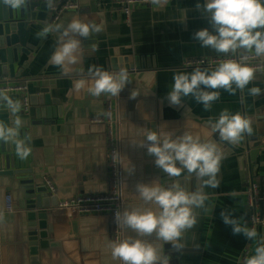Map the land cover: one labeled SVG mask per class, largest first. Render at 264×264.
I'll list each match as a JSON object with an SVG mask.
<instances>
[{
  "label": "crops",
  "instance_id": "crops-1",
  "mask_svg": "<svg viewBox=\"0 0 264 264\" xmlns=\"http://www.w3.org/2000/svg\"><path fill=\"white\" fill-rule=\"evenodd\" d=\"M203 2L204 0H161L159 5L136 6L131 10L129 26L126 25L122 8L115 0H77L78 10H70L61 17L65 20L62 23L64 25L73 19H81L95 22L102 27L100 33L91 35L89 39L82 38L81 53L87 54L89 58L95 54H102L101 58L117 54L119 57L130 56L131 63L132 52L135 55L136 50L144 57L145 62L147 60L149 65H155L154 68L129 71V83L120 92L117 100V113L122 126L119 139L124 209L149 207L159 210L158 206L143 204L135 191L137 183L155 181L171 186L174 182H180L192 191L200 183L194 174L189 175L186 171L180 177H169L156 167L155 158L147 154L146 148L138 146L148 131L173 138L184 132L196 133L205 141L215 142L218 150H221L223 147L217 142L219 133L211 132L208 123L210 118L214 121L224 109L251 118L252 132L245 133L240 140L239 144L243 143L245 149L238 156L246 162L249 187H244L246 182L239 178L241 164L235 163L232 166L229 162L228 166L231 168H228L222 160L217 177L220 181L219 187L204 188L209 199L204 208L195 210L198 214L197 225L183 233L180 241L183 249L178 251L170 243L156 242L163 254L170 257V264H246V259L254 255L260 239L264 238V227L258 229L255 240L250 241L243 235L234 236L231 227L223 223L220 213L228 210L248 226L245 192L254 184L255 179H259L260 184L264 181V130L261 143L253 148V145L259 143L258 122L264 117L263 77L255 74V79L244 91L237 89L235 95L219 89L220 98L209 111H205L203 105L197 103L191 95L183 98L182 106H172L167 100V94L174 82L173 75L194 69L184 67L187 61L224 56L210 48L201 47L193 38L198 30L208 28L211 31L209 19L196 9L197 3ZM45 26L44 23H39L38 26L31 27L27 42L29 55L19 57L12 79L26 83L27 96L38 94L42 86H47L51 94L56 88H60L54 97L60 99L63 110L62 115L49 121L35 120L33 115L24 114L21 117L22 129L29 131L26 143L34 146L32 152L35 153L39 167L52 170L54 175L68 166L75 167L76 170L79 160L81 172L76 171V175L85 181L83 184L79 181L77 183L83 185L84 194H104L108 191L105 172L107 149L101 120L107 94L95 97L89 95L86 89L79 93L74 90V81L80 79L77 77L87 75L83 72L77 75L73 72L65 74L50 62L60 33H49L47 37L38 36ZM260 58L264 60V56ZM251 87H259L262 94L258 97L250 95L248 89ZM146 100L156 102L158 110L154 114L147 110V115L142 116L147 120L142 118L137 121L134 105L137 101ZM191 112L194 114L192 117ZM14 117L16 114L10 113V120ZM145 124L147 128L143 126ZM21 164L24 167L25 161L22 160ZM129 168L134 169V172L129 173ZM43 179L49 180L56 194H59V187L50 175H43ZM21 183L16 181V185ZM3 191L0 189V206ZM73 191L68 190L67 193ZM5 195L12 196L13 192L7 189ZM25 205L23 203L21 206L23 209L13 208V212L3 215L0 221L4 236L8 238L0 264H31L28 242L14 240L16 236L27 238L29 234L27 215L30 212L25 210ZM46 205L49 209L45 210L44 215L39 214L40 220L34 222V225L42 224L46 228L41 231L38 228L37 231L41 234L48 231L54 241L72 246L66 255L60 256L58 261L55 260L56 263L50 262L51 264H75V260L76 264H118V259L111 255L106 216L72 218L78 222L74 230L65 222L70 217L54 208L49 199ZM122 234L124 239L134 235L126 229H122ZM148 239L155 241L156 238L153 234Z\"/></svg>",
  "mask_w": 264,
  "mask_h": 264
},
{
  "label": "clouds",
  "instance_id": "clouds-1",
  "mask_svg": "<svg viewBox=\"0 0 264 264\" xmlns=\"http://www.w3.org/2000/svg\"><path fill=\"white\" fill-rule=\"evenodd\" d=\"M6 6L19 10L28 0H0ZM49 7L53 0H46ZM159 5L161 0H151ZM196 9L209 19L208 28L198 30L193 38L201 47L210 48L229 58L222 60L214 69L195 67L191 72H178L173 75V84L167 94L172 106H182L184 97L191 95L195 101L209 111L215 101L219 100V89L231 95L236 90L241 92L255 79V74L262 69L253 66L255 58L264 56V0H204L197 3ZM102 27L95 22L73 19L67 25H46L38 36L47 37L49 33L59 32L57 47L50 57V62L67 74L80 62L82 38L89 39L98 34ZM235 58H232V57ZM129 72L125 68L106 71L93 66L87 76L74 81L73 88L79 93L86 89L88 94L100 97L108 94L118 97L129 83ZM249 94L258 97L262 94L259 87L248 89ZM0 109L10 110L16 114L13 126L0 120V143H14L20 159H26L31 149L19 138L23 121L18 113L22 105L0 89ZM211 132L219 133L220 139L232 144L239 143L245 133L251 134V118L239 112L233 114L228 109L220 112L214 121H208ZM147 149V154L155 158V166L169 177H180L183 172L194 174L200 182L195 191L180 182L171 186L151 183H137L135 191L144 205L158 206V211L149 207H133L114 214L118 228L130 230L134 235L126 239L111 241V255L122 264H170V257L163 254L157 241L170 243L178 251L183 249L180 242L185 231L198 223L196 209L205 207L209 199L205 187L217 188L220 181L222 153L213 141H205L199 134L184 132L182 135L162 137L155 131H148L144 140L138 144ZM118 157V153H114ZM129 173L134 169L129 168ZM226 226L231 227L232 234L243 235L248 240H255L258 233L241 223L239 218L228 211L220 213ZM3 215L0 213V221ZM155 235V241L151 238ZM246 264H264V238L255 248L254 255L246 259Z\"/></svg>",
  "mask_w": 264,
  "mask_h": 264
},
{
  "label": "water",
  "instance_id": "water-1",
  "mask_svg": "<svg viewBox=\"0 0 264 264\" xmlns=\"http://www.w3.org/2000/svg\"><path fill=\"white\" fill-rule=\"evenodd\" d=\"M52 15L53 13L49 11V5L46 2L28 0V3L19 10L12 9L9 6L0 3V80L6 76L12 79L15 76L14 66L18 64L19 57L29 55L27 50V42L32 26H38L39 23H44L45 25H56L65 22V20L61 17L56 23L53 24L51 20ZM134 51L135 55H133L132 52L133 58L131 63H129L131 59L130 56L119 57L116 54L113 56L106 55L105 57L101 58L102 54H95L93 57L89 58L90 56L87 54L81 53L80 62L77 65L78 67H75L71 72L75 73L74 75L82 72L87 75L88 69L93 66L101 67L106 71H114L120 68H125L128 70V72L139 68L143 70L145 68L149 69L151 67H155L154 64L149 65L147 60L145 62L144 57L139 55L136 50ZM77 78H81V76ZM59 89L60 88H56L51 94L47 86H42V88L39 89L38 94L28 95V112L26 114L33 115L35 120L44 121H49L51 119L54 120L58 116L62 115L63 106H61V101L59 98L54 97ZM10 97L19 103L21 101L19 95H10ZM147 110L150 114L156 113L158 110L156 107V102L147 100L137 101L134 105L135 119L137 121L142 118L147 120V118L142 117L143 114L147 115ZM10 113V110L0 109V120H4L10 126H13L16 117L10 120ZM18 115L23 117L24 113H19ZM193 115L194 114L191 112L190 117ZM143 126L147 128V124ZM257 129L259 132L258 134L260 135L258 139L259 143L253 145V148H256L257 144L259 145L263 138L262 134L264 130V117H262L258 122ZM28 137L29 131L27 129L21 128L19 138L31 149L28 157L23 159L25 161L24 167L21 164L22 160L17 155L16 145L14 143H0V189L4 190L0 211L3 210L5 192L8 189V191L13 192V195L10 196L12 207L23 209L21 206L24 203L26 204L24 207L25 210L30 212L27 215L29 227L28 237L25 238L16 236L14 240L28 242L31 264L56 263L60 256L66 255L72 246H65L62 245L61 242L54 241L51 233L48 231H44V234L39 233L37 231L38 228L41 231L46 227L42 224L37 225V223L34 225V222H36V220H40V217H38L39 214L44 215L45 210L49 209V206L46 205L48 199L51 201L52 206L56 208L58 202L62 199H65V197L68 198L72 195L74 196L84 194L85 191L83 189V185H80L79 182L83 184L85 179L79 177V175H76V171L81 172L79 160L76 165V170L75 167L68 166L57 175H54L55 172L50 169H41L37 163L35 153L32 152L34 146H30L26 143ZM217 142L223 147L219 151L223 155L222 160H224V164L228 168H231L228 166L229 162L232 166H234L235 163L241 164L239 178L246 182L244 187H249L247 183L249 178L246 162L243 160V158L238 157L244 152L245 148L243 143L232 144L227 141H223L220 138H218ZM20 170L22 171L20 172ZM254 170L255 169L253 167V173ZM105 172H107L106 168ZM43 175L51 176V179L54 181L55 185L59 187V194H56V192L54 194L50 192L48 186L45 184V181H43ZM17 180L21 181L22 183L16 185ZM77 181L79 182L77 183ZM254 184L260 185L259 179H255ZM68 190L74 191L72 193H67ZM34 211L35 213H33ZM37 211H39V213ZM247 213L249 214V211ZM65 222L70 227H73L74 230H76L78 225L77 221L72 220V218H68L65 220ZM7 239L8 238L4 236L2 227L0 226V260L2 254H5L4 244L8 241ZM122 239H124L123 234L121 240ZM76 262L77 261L75 260V264ZM117 263L122 264L120 260H118ZM65 264L67 263L65 262Z\"/></svg>",
  "mask_w": 264,
  "mask_h": 264
},
{
  "label": "built area",
  "instance_id": "built-area-1",
  "mask_svg": "<svg viewBox=\"0 0 264 264\" xmlns=\"http://www.w3.org/2000/svg\"><path fill=\"white\" fill-rule=\"evenodd\" d=\"M37 2H46V0H32ZM122 8L125 17L126 25L129 26L130 14L133 7L136 6H153L151 0H115ZM59 3L58 5H56ZM70 10H78L77 0H53L49 11L53 13L51 20L56 23L61 16ZM229 58L224 55L213 59H193L184 64L185 68H213L216 67L222 60ZM232 58H235L234 56ZM253 66L260 67L262 70L256 74H260L264 80V60L260 57L255 58ZM0 89L6 90L7 95H19L21 98L22 113L28 112V96L27 85L25 82L16 81L4 77L0 80ZM118 97H113L107 94V99L104 106V115L102 117V124L106 135V149H107V179L108 191L99 195L80 194L74 195L58 202L56 209L63 211L70 218H79L83 216H106L109 224V237L111 241L121 240L122 229L118 228L114 214L116 211H121L125 204L122 198L121 187V158H120V139L119 127L121 122L117 113ZM114 153L119 156L115 157ZM50 192L55 193L53 184L45 180ZM245 206L248 214V227L259 228L264 227V181L260 184H253L245 192ZM13 212L11 205V197L5 195L3 210L0 211L2 215Z\"/></svg>",
  "mask_w": 264,
  "mask_h": 264
}]
</instances>
